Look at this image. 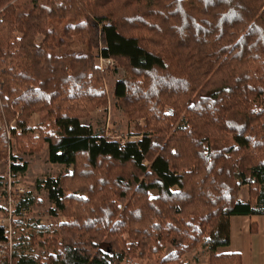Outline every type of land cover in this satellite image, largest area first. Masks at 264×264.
I'll list each match as a JSON object with an SVG mask.
<instances>
[{"label":"trees","instance_id":"trees-1","mask_svg":"<svg viewBox=\"0 0 264 264\" xmlns=\"http://www.w3.org/2000/svg\"><path fill=\"white\" fill-rule=\"evenodd\" d=\"M0 5V200L9 176L18 188L27 172L21 155L48 147L67 168L35 183L67 220L55 230L1 223L0 264H123L132 248L152 258L168 245L159 264H190L186 253L201 248L207 264H242L218 248L232 215H264V0ZM74 33L83 52L65 47ZM101 57L125 72L118 103L146 121L136 139L81 121L108 103ZM35 202L25 192L16 212Z\"/></svg>","mask_w":264,"mask_h":264},{"label":"rangeland","instance_id":"rangeland-1","mask_svg":"<svg viewBox=\"0 0 264 264\" xmlns=\"http://www.w3.org/2000/svg\"><path fill=\"white\" fill-rule=\"evenodd\" d=\"M1 1V0H0ZM3 6L0 5V11H2ZM67 24L72 23L73 20L67 19L64 21ZM54 25L51 24L50 28H53ZM63 25L57 28L59 35L62 34ZM62 37H64L62 35ZM79 34H72V37H66L65 47L69 51L83 52L85 50L84 45L79 42ZM42 36L38 38V41L42 40ZM98 65L100 70L105 75L106 79V90L108 94V103L107 106L102 107L94 111L89 117L83 118L81 121L84 124H91L96 131L102 132L105 131V134L112 136L113 138L126 141L128 139H136L138 135V125L144 127L146 125L145 119L139 120V122L134 121L129 117L127 109L118 103L117 98L114 95L115 84L118 80L124 77L125 72L122 70L116 60L112 59L111 63L105 62L103 59H98ZM171 110L168 108V112ZM41 121L39 114H35L32 117L31 125L35 127ZM13 123V122H12ZM39 135L38 132L35 133V137ZM220 144V143H218ZM22 161L28 163V169L25 175L22 177V180L19 183L25 192L32 191L37 197V202L30 206L27 209H22L16 215V218L19 217L21 220H24L28 224H36L37 227H44L45 230H55L59 225L67 220L64 215L53 216L51 209L55 206L54 203L50 200L48 193L45 189L37 190L35 183L36 180L41 178L44 179L48 176H58L66 173V166L62 164H54L49 160V151L48 147H45L41 152L33 155H21ZM9 171V162H0V176L4 172ZM3 186H5L3 184ZM3 186H0V194L3 191ZM153 196L157 195L156 191L152 192ZM246 196V189L242 191V198ZM0 204H5V199L0 200ZM4 201V202H3ZM5 218L4 213L0 209V224ZM172 246L168 245L167 248L159 255L152 258H141L138 255V251L131 249L128 253V257L123 262V264H159V260L167 255L171 250ZM197 250V249H192ZM191 250V251H192ZM50 252V249H46L42 246H36L34 252L37 254H46ZM191 251L186 253V259L189 262L192 255ZM190 263V262H189Z\"/></svg>","mask_w":264,"mask_h":264},{"label":"crops","instance_id":"crops-1","mask_svg":"<svg viewBox=\"0 0 264 264\" xmlns=\"http://www.w3.org/2000/svg\"><path fill=\"white\" fill-rule=\"evenodd\" d=\"M218 252L239 253L242 264H264V215H232L230 243L220 246ZM190 254V264H207V252L204 248L192 250Z\"/></svg>","mask_w":264,"mask_h":264},{"label":"built area","instance_id":"built-area-1","mask_svg":"<svg viewBox=\"0 0 264 264\" xmlns=\"http://www.w3.org/2000/svg\"><path fill=\"white\" fill-rule=\"evenodd\" d=\"M108 64L112 62L111 58H102ZM25 194V190L19 186L18 188H14L11 183L9 176V184H8V196L5 198V207L7 208V215L3 219L2 223L9 226L10 231L12 230V219L16 217V207L20 202V199ZM18 195V196H16Z\"/></svg>","mask_w":264,"mask_h":264}]
</instances>
